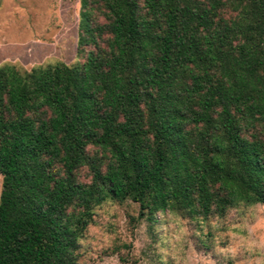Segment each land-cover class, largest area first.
I'll list each match as a JSON object with an SVG mask.
<instances>
[{"label":"trees","instance_id":"16d2710c","mask_svg":"<svg viewBox=\"0 0 264 264\" xmlns=\"http://www.w3.org/2000/svg\"><path fill=\"white\" fill-rule=\"evenodd\" d=\"M75 56L0 66V264H78L106 202L264 205V0H78Z\"/></svg>","mask_w":264,"mask_h":264},{"label":"rangeland","instance_id":"374dc122","mask_svg":"<svg viewBox=\"0 0 264 264\" xmlns=\"http://www.w3.org/2000/svg\"><path fill=\"white\" fill-rule=\"evenodd\" d=\"M78 0H0V66L78 61ZM130 201L95 208L78 264H264V205L240 206L207 225L160 213L148 227Z\"/></svg>","mask_w":264,"mask_h":264}]
</instances>
